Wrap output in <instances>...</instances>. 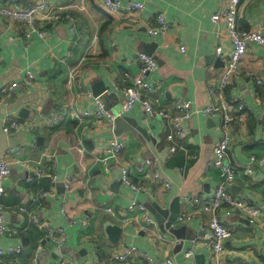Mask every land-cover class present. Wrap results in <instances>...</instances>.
Masks as SVG:
<instances>
[{
  "label": "crops",
  "instance_id": "crops-1",
  "mask_svg": "<svg viewBox=\"0 0 264 264\" xmlns=\"http://www.w3.org/2000/svg\"><path fill=\"white\" fill-rule=\"evenodd\" d=\"M38 1L20 4L28 6ZM45 1L52 3L54 10L64 8L74 16L73 33L67 22L51 25L37 21L36 28L46 30V36L41 38L32 32L25 39L27 29L21 22L0 20V86L20 80L27 70L35 77L28 88L0 98V158L5 156L10 164L2 199L9 231L0 239V248L21 247L19 255L1 256L0 264H53L62 257L70 264H120L113 258L131 247L146 253L152 264H164L166 258L175 264H208L210 248L203 240L208 215L188 206L186 200H207L218 184L217 170L205 171V164L221 137V119L194 114L182 123L185 137L173 141L166 138L171 126L165 120L146 118L139 104L124 116L135 121L140 130L127 121L120 125L114 122L113 126L105 123L121 111L123 77L137 72L138 54L153 56L157 62V70L146 79L156 90V84L162 83L160 94H151L159 96L161 108L173 109L178 99L189 100L194 110L211 104L208 87L216 86L223 64L215 56V49L220 46L225 55L231 51L225 26L211 21L225 0H115L123 8L130 1L143 4L139 11L118 13L109 12L103 0ZM157 14L164 15L170 28L151 37L148 29L155 27ZM237 29L260 30L264 36V0H241ZM70 72H74V78L69 77ZM249 72L262 78L263 85L247 77ZM219 95L244 104L242 113H232L229 154L237 179L231 193L263 207L264 165H255L249 178L243 177L242 170L250 155L264 154V48L248 46L240 75ZM95 99L103 105V117H84V112L98 110ZM8 114L36 127L6 134L3 117ZM53 115L60 122L50 127L47 122ZM77 139L90 153L122 141L124 149L117 157L118 164L129 168L136 181L141 180L137 169L144 160L155 164L170 184L169 189L161 182H144L136 197L154 219L153 231L164 235L165 241L120 222L129 215L127 208L133 195L123 186L118 165H110L107 173L98 168L88 171L87 164L83 170L74 148ZM173 144L185 146L187 154L178 151L168 157ZM49 155L54 156L55 163ZM23 160L30 165L23 166ZM37 162L46 170L53 168L57 181L51 182L48 174L34 179ZM67 177H71L68 190L64 186ZM42 191L51 197L38 198L33 204V198ZM153 204L166 210L162 224L171 217L177 220L182 213L195 216L182 225L170 226L174 230L183 228L174 236L157 224L149 210L155 211ZM106 208L115 217L107 214ZM29 215L62 230L65 241L60 250L53 252L55 248L45 239L44 230L31 225ZM219 218L233 229L224 245L225 264H264V211L255 224L238 211L229 216L221 212ZM106 222L119 228L115 243L104 234ZM39 250L45 252L41 257ZM188 251L193 254L190 258L185 256ZM130 264L147 263L135 259Z\"/></svg>",
  "mask_w": 264,
  "mask_h": 264
},
{
  "label": "built area",
  "instance_id": "built-area-1",
  "mask_svg": "<svg viewBox=\"0 0 264 264\" xmlns=\"http://www.w3.org/2000/svg\"><path fill=\"white\" fill-rule=\"evenodd\" d=\"M103 3L104 7L111 13H118L120 11L133 12L139 11L143 8V4L135 1L128 2L124 8L115 0H103ZM240 4L241 0H225L221 4L220 9L211 17L213 23H222L225 26V37L231 44V51L229 54L225 55L220 46H217L215 49V56L218 59H221L223 66L216 86L208 87V94L211 98V104L209 106L194 110L192 108V103L189 100L178 99L175 101L173 109L169 110L161 108V100L159 96L151 97V94H155L154 92L159 91L162 83L158 82L156 84L159 87V89L156 90V88L146 79L148 74L154 73L158 68L157 62L153 56L138 54L137 57L140 65L137 72L133 75H129L128 73L124 74L123 77V82L125 83L123 91L124 101L119 116L127 114L135 104H139L146 115V118L165 120L171 126L172 132L166 136L168 141L185 137V130L182 123L185 120L190 119L194 114L201 115L205 118L219 117L221 119L219 127L221 137L214 145L211 158L205 164V171L210 169L217 170L218 184L209 199L204 200L203 198H194L186 200L188 206L208 215V220H203L205 227L203 240L210 248L208 264H225V261L222 258L225 249L224 245L225 242L231 238L233 232L231 227L220 220L219 213L223 212L226 216H229L233 211H238L250 224H255L264 211V206L260 207L251 205L244 200L235 197L231 193V189L235 185L237 179V171L233 167L229 154L230 130L233 121L232 113H242L244 111V104L235 99H225L219 95V93L224 91L232 83L234 78H237L240 75V66L245 57L248 46L250 44H256L264 48V36L260 33V30L239 31L237 29ZM0 20H5L9 23L21 22L22 26L27 29V32L24 33L25 39H29L32 32L37 33L41 38L46 36V30L36 28L37 21H44L51 25L67 22L70 24V33H73L76 23L74 16L68 14L64 8L54 10L52 3L45 0H40L37 3L28 6H22L18 0H8L5 3L0 2ZM154 23L155 27L148 29V34L151 37H154L159 33L163 34L170 28V25L167 23L163 14H157L154 18ZM180 51L184 52V47H181ZM246 76L253 78L257 85H263L262 78L255 76L253 73L249 72ZM20 77V80H15L11 83L0 86V98L6 95H12L16 89L24 90L28 88L35 79L32 72L28 70L23 72ZM69 77L74 78V72H70ZM156 94L159 95L160 91ZM94 102L98 110L93 113L84 112L83 116L101 119L104 114L103 105L98 99H95ZM114 120L115 117H112L105 124L113 126ZM77 121H81L79 116ZM59 122L60 118L57 115H53L48 119L47 124L48 126L53 127ZM3 123V132L6 134L17 133L22 128L32 130L36 127L34 124L32 125L31 123L19 121L14 114L4 116ZM74 148L76 149V152L79 153L80 158L78 165L81 166L83 170L87 164L88 171L98 168L107 173L110 169V165H118L121 182L133 195L127 208L129 215L128 217L121 218L120 222L130 223L137 231H141L149 237H153L161 242L165 241L166 238L164 235H160L153 231V227L156 226V223L148 214L145 205L136 197L143 189L144 182H161L166 190L169 189L170 184L161 177L155 164L149 160H144L137 169V173L141 180L136 181L130 175L129 168L118 164L117 157L124 149V143L122 141H113L99 150L90 153L85 150L81 140L77 139V144ZM178 151L187 154L188 149L183 145L173 144L169 147L168 157H171ZM48 157L51 162L55 163L54 156L49 155ZM21 164L25 167L30 165L28 160L21 161ZM255 165H264V154L261 156L250 155L248 157V163L242 170L243 177H251L254 173ZM46 174L49 175L51 182L57 181L53 168L46 170L43 164L37 162L33 170L34 179L38 180L43 178ZM9 175L10 164L4 156L0 158V239L7 231H9L5 221L6 208L2 203L3 196L6 193L5 183L7 182ZM32 180L33 179H27V182H31ZM70 180L71 177H67L65 181L64 186L66 190L69 188ZM48 197H51V194L42 191L38 193L37 197L33 198L32 203H36L38 198ZM105 212L110 216L115 217L114 212L110 208H106ZM193 216L195 215L182 213L180 217L177 218L174 225H182L192 219ZM29 223L36 228L44 230L45 239H47L55 249L60 250L62 248L65 241V235L61 229L49 227L48 224L40 222L35 215H29ZM23 230L26 231V229ZM12 232L18 233L17 230H13ZM20 253V246L3 249L0 248V257L16 256ZM44 253L45 252L39 250L38 257L43 256ZM192 255L191 251H188L185 254L188 258ZM113 259L120 264H130L135 259H141L147 264H152L147 254L135 247L127 249L125 253L117 254ZM53 264H70V262L62 257ZM164 264H175V262L166 258Z\"/></svg>",
  "mask_w": 264,
  "mask_h": 264
},
{
  "label": "water",
  "instance_id": "water-1",
  "mask_svg": "<svg viewBox=\"0 0 264 264\" xmlns=\"http://www.w3.org/2000/svg\"><path fill=\"white\" fill-rule=\"evenodd\" d=\"M1 2L5 3L8 0H0ZM20 1L21 4L26 5L28 3V0H18ZM223 66V64H222ZM124 121L130 122L132 128H135L137 130H140V128L137 126V124L135 123V121H131L130 118L124 116V115H120L117 114L115 116V124L120 125L122 124ZM132 122V123H131ZM153 209L155 211H153L152 209H149L154 215V218L156 219L157 224L159 225V227H164L165 229L168 230L169 233H172L173 235H177L179 232L182 231L183 228H178V229H170V226H172L175 222H176V218L175 217H171L166 223H163V217L166 214V210L161 209L158 205L153 204ZM103 231L105 236L107 237V239L112 242L115 243V239L117 238L118 234H119V228L113 226L112 224H110L109 222H106L105 224H103ZM174 235V236H175ZM53 252H57V249H53Z\"/></svg>",
  "mask_w": 264,
  "mask_h": 264
}]
</instances>
